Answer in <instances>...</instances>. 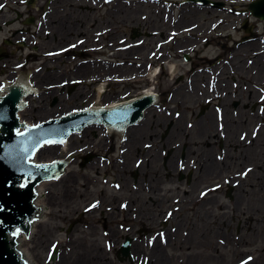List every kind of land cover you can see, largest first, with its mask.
Here are the masks:
<instances>
[{"label": "flooded vegetation", "instance_id": "1", "mask_svg": "<svg viewBox=\"0 0 264 264\" xmlns=\"http://www.w3.org/2000/svg\"><path fill=\"white\" fill-rule=\"evenodd\" d=\"M75 1L81 2L82 0ZM84 1L88 4L87 9L93 11L97 6L111 5L115 0ZM131 1L145 4L150 9H154V13L150 16V23L158 26V28L152 27L153 30H148L146 33H138V28L133 29L131 30L132 35L114 40V36L110 35L113 30L107 27L98 29V17L96 21H94V23L97 24H95L91 30H85L87 26L81 24L82 19L79 18L77 9L74 10L75 12L69 11L68 13L60 10L59 4L61 0H0V96L8 94L9 90L7 87L15 82L20 85H29L32 89L34 88L35 90L26 98L29 104L21 112L25 119H29L33 122L43 120L34 118L29 114L31 109H38L35 103L40 106V101L38 100L34 101L35 103L33 102L32 104L30 97L35 98L37 97L36 95H38L40 98L42 94V98H44L45 94H50L51 97L53 96V99L50 101L52 103V109H55V106L58 105L57 102L61 100L67 99L71 101L72 105L68 110L83 109L87 108V106L93 108H98V106L109 107L149 94H154L158 97L148 108H145V114L141 121L136 124H131L126 129L108 130L102 124H89L82 131L73 134L68 139L67 144L70 143V145L65 149L67 154L63 153V157L59 156L63 159H69L67 165L68 172L70 169L69 165L77 158L76 154L85 148L88 150L89 147L90 149L88 152L93 159L97 157L99 159L101 158V161H104L108 166H111L112 163L115 164L114 168L118 170V175L108 172L105 173L103 181L107 187L100 189L98 195L95 193L96 198H93L92 201L82 207V212L86 213L85 215L88 216L92 212L95 213L102 209L105 201L109 202V205H106V207L111 211L102 210L101 217H106V221H119L118 226L127 229V233L125 234L121 232L114 234V230L106 226L107 224L101 225L100 229L103 233L106 246L108 247L123 246L129 238L128 235L130 232L128 230H131L134 228V225L136 226V224H138L137 222L135 223V221H141V223L142 221H149L151 223L149 226L153 224L160 226V229L155 235L156 237H161V241L159 242H168L169 235L171 234L168 231L169 220L172 215H175V212L181 209L183 205L182 202L188 203L184 205L185 207H188L190 203L195 206L194 202H204L205 198L213 192L210 189L205 190L211 184L205 186V189L200 188L197 195L193 192L190 195L188 193L185 195V189L182 188V193L184 192L183 195L177 196L176 194V197L173 196L172 203L169 205L168 202L171 200V198L169 199V195L166 199L163 192H161V194H159L158 191L155 193L152 192L149 173L145 172L143 174L142 170L147 166V163L151 165L152 159L155 158L157 163L156 171L162 172L158 176L161 178L164 174V170L162 164V167H160V163L162 162L161 160H164V166L166 165V168L170 170L173 175L178 172L177 176L180 177V179L187 176V182L196 180L197 182L195 185H197L199 181L205 182L200 180L199 171H201V168L205 167L208 155L211 156L212 159H215L217 163L220 164V167L223 169L226 168L230 160L227 162V154L229 152L227 153V149L224 148V145L225 142L230 141V137H234V139L236 137L232 136L234 133H230L229 135V128L227 129L224 126H219L222 120H228L230 117L228 113L224 116L226 108L225 103L229 101L231 94L229 85L226 82H223L225 83L224 85L221 83V81H224L222 76L227 74V69L232 71L235 68V74L237 70L245 72L246 77L249 76V72L247 68L243 69L241 66H234L232 61L230 65L229 59L227 60V51H217L216 53L213 52L208 54L203 52V47L212 45L213 41H218L219 43H217V45L224 50V48H226V42L222 40L225 36L228 38L232 37L231 40L234 42V46L226 49L232 51L236 49V52L231 56L233 60L235 56L240 57L243 53L249 52L251 48L259 47L256 42L257 38H260L261 41L264 42V36L261 34L259 36V32L254 33L253 31L256 23L264 21V18L253 17L250 11V5L253 0ZM75 6L77 7V5ZM212 12H214L215 17L208 28L202 22L190 21L191 14H211ZM156 14L160 15L161 20L159 16H155ZM193 17H196V15H193ZM142 19L146 21L149 20V15H142ZM228 25H232L233 31L242 30L245 31V34L239 37H235L234 35L231 36L232 33L229 32ZM74 32L76 33L74 34ZM69 36L73 38L68 40ZM154 37V45L149 44ZM48 42L53 43L46 46ZM263 42H259L260 47L263 48L261 51H264ZM142 47L143 49H141ZM148 47L149 49L146 50ZM106 49H109L108 55L110 58L104 57L106 55L104 50ZM140 49L144 50V52H142L143 55L138 53ZM224 61L226 62L225 64L222 63ZM185 64L188 65L187 68ZM132 65L135 68H133ZM181 66L182 69H184L182 73L180 72L182 70L180 69ZM254 70L255 72H260V64ZM162 77H166L169 80L172 79L171 88H169V85L163 88V86L159 84ZM182 77H187L190 87L184 82L180 83ZM136 79H144L143 86H145V88L143 86L134 87L137 86L135 85ZM192 80L195 81L194 84ZM129 81L131 84L126 87V91L118 87V84ZM199 81H201L203 85L199 89H195L198 88L197 83ZM229 81L233 84L235 83L236 86L239 85L234 76L231 77V80L229 78ZM249 84V88L250 86H254V90L259 91V95L256 98L254 97L255 93L252 88L249 90L247 89L246 97H242V99L245 98L243 99V103H257L258 107L261 106L264 109V79L261 81L259 79L256 84L251 82H249ZM117 87L119 89H116ZM232 92L235 93L236 91L232 90ZM57 93L58 95H56ZM239 93L241 94L242 92ZM78 96L82 99V103L75 100ZM191 96L194 97L195 103L200 106V109L204 110L207 106L209 107L207 109L213 107V109L216 110V130L218 129V131H216L215 128H213L212 132H207V130H205L207 134L205 135L204 133L201 136H205L204 138H195V131L199 122L195 126V130L191 132L185 131L181 124L183 130L179 136L175 137L182 139V141L173 143L176 139L174 138L171 141L167 140V142L163 144L164 140L171 134L172 127L175 124L174 122L172 126L168 125L170 128L163 132L162 138L159 137V134H161L163 128L155 138L151 136L146 137L150 138L152 143L151 141H149L150 143H145V148L143 150L138 146L143 136L137 140L139 150L134 147L133 149L135 150L132 154H138V157L136 161H134L135 167L132 168L130 161H128V157L132 154L127 152L130 143L128 141L131 137L132 129L145 122L149 112L151 113V117L162 116L166 118V122L168 123V121L172 120V118L168 116L171 115L174 108V112L177 115L180 114V109L172 103L174 101H181L182 104H185L193 99ZM250 96L253 98L252 102L249 99ZM181 98L184 99L182 100ZM237 103H239L238 100L234 101L235 106H237ZM41 108H45V106ZM27 110L29 111L28 113H26ZM66 111L55 112V114L50 117H56L57 115L66 113ZM253 114V116L257 115L256 113ZM253 116L250 115L247 118H238L234 120L241 123L242 127H245V130L241 132V141H239L237 145L235 143V147H237V150H234V152H236V158L241 157L243 159V151L249 155H253V157L247 159V161H252V163L244 166V170H240V177L238 175L231 176L236 181L230 179L226 182L228 186L229 182L230 184L233 182L234 185H240L241 180H245V177L254 166L255 168L257 166L260 167L258 164L260 163L258 157L253 154V148L250 147L254 145L258 147L260 144L259 133L264 130V116ZM253 121H255V123H253L251 129H249L250 123ZM206 122H200L201 126L207 127L208 123ZM166 124L164 126H167ZM191 125L192 124H190V126ZM154 127L155 126L146 127V130L149 131L152 128L151 130L153 132ZM88 129H93L94 132L90 134L88 133ZM237 129L238 127L236 130ZM85 132L87 133V137L95 134L94 140L89 139V142L83 140L82 142L85 144V148L82 147L79 150H69L71 148L72 139L78 136V134L83 138L86 135ZM149 132L152 133L151 131ZM193 133L194 136H192ZM182 134L183 137H180ZM248 136L249 138H247ZM209 141H211V145L206 146ZM196 144H198L197 147ZM153 145H157V147L154 150H150ZM191 145H193V150L188 153L186 149ZM218 145L220 150L213 155V149H216ZM229 146V148H232L233 144L229 143ZM95 147L100 148L94 150ZM160 148L161 151L162 149L165 151V153L162 151V155L164 154L163 156H161ZM177 148H181V152L175 155L172 165H169L168 162L171 153H175ZM242 159H240L237 166L240 165ZM143 161L145 164L140 169ZM262 162L264 163V160ZM126 163H130L132 171L127 173L126 171L120 172ZM186 165L189 168L186 167ZM139 169L140 172L138 171ZM184 170L189 174L187 175ZM197 170H199L198 173H196ZM67 173L65 175H67ZM128 174L135 177L140 174V179L142 180L140 183L141 186H136L135 183H133L134 181H132L133 179H128ZM64 176L58 180L48 181L49 183H47L50 185L54 181L59 183L61 179L65 178ZM120 177L124 178L128 185L132 182V184L135 185V190L129 192L131 189L128 188L126 184L125 187L122 185ZM158 177L155 176L154 178ZM194 177L195 179L193 180ZM192 184L190 187L194 186ZM163 185L164 183L162 181L161 187L164 189ZM220 187H222V185ZM213 188L219 190L218 187L213 186ZM232 188L233 187L230 186L228 189L229 197L233 195ZM134 192L137 193L139 199L147 198L146 203L151 205L148 207L145 217L141 216L138 218V215L135 213L140 212L141 205L140 201L135 199H133V201L131 200L129 194ZM111 193L121 194L117 198L112 199L113 197L110 196L112 195ZM157 193L158 195L155 198H150ZM106 195H109L108 197L110 198L108 199ZM121 197L124 198L121 200ZM87 199L88 198L84 196L81 202ZM117 200H120V210L118 211L115 210V202H117ZM236 200L237 199H235V201ZM154 204L158 206L154 208ZM93 205H95V207H92ZM73 211L76 212L77 209L74 207ZM112 213H115L113 220L109 218V215ZM187 216L188 215H184V218H187ZM179 217L182 216L178 215L177 219ZM192 222L195 221L189 220L186 225ZM188 227L189 226H187V228ZM144 229L147 230L148 226H144ZM167 231L168 233L166 234L165 232ZM155 232L150 231L149 234H154ZM140 237L143 238V236Z\"/></svg>", "mask_w": 264, "mask_h": 264}, {"label": "rangeland", "instance_id": "2", "mask_svg": "<svg viewBox=\"0 0 264 264\" xmlns=\"http://www.w3.org/2000/svg\"><path fill=\"white\" fill-rule=\"evenodd\" d=\"M75 5H77V7ZM87 5L88 4L84 0H82L81 2H76L75 0H61L59 7H60V10L66 11L67 13L69 11H74L77 9V12L79 13V18L82 19L81 24H84L85 26H87V28L85 29L87 31L91 30L94 27V25L97 24V23H94V21H96V18L98 17L97 18L98 25H99L98 29L107 27L113 30L112 34L110 35L114 36L113 37L114 40L119 39L121 37H127L129 35H132L131 30L133 29L138 28V31H137L138 33L139 32L146 33L148 32V30H153L152 27L158 28V26L152 25V23H150V16L151 14L154 13V9H150L145 4L134 3L131 0H115L113 4L104 5V6L99 5L93 11L88 10ZM214 12H212L211 14H204V13L191 14L190 21L191 22L199 21L200 23L202 22L208 28L212 20H214V17H215ZM144 14L149 15V20L146 21L142 19V15ZM193 15H196V17H193ZM155 16L160 17L159 14L158 15L156 14ZM160 20H161V17H160ZM228 27H229L228 29L229 32L232 33L231 36L234 35L235 37H239L245 34V31H242V30L233 31L232 25H228ZM253 31L254 33L259 32V36L260 34L264 36V21H259L258 23H256L255 29H253ZM75 33L76 32H74V34ZM72 38L73 37L69 36L68 40H71ZM231 38L232 37L228 38L227 36H225V38L222 40L223 42H226V48L234 46V42L231 40ZM154 41H155V37L149 42V44L154 45L153 44ZM256 42L259 45V47H256V48L253 47L250 49L249 52L243 53L240 57L235 56L233 60L231 56L232 54L236 52V49L232 51V50H228L224 48V50H222L220 46L217 45V43H219L218 41L217 42L213 41L212 45L203 47V52L208 53V54L213 53V52L216 53L217 51L219 52L227 51L228 53L227 60L229 59L230 65L233 62V65L236 67L238 65V66H241L243 69L244 68L248 69L249 76L247 77L245 75V72H240L238 70L236 71V74H235L234 73L235 68L232 71L230 69L229 70L227 69V74L225 76H222L224 81H221V83L224 85L225 83L223 82H226L229 85L230 94H231L229 101L225 103L226 108L224 111V116H226L228 113V115H230V118L232 119L231 120L232 123H233V118L238 119L239 116H241V118H247L250 115L253 116L254 115L253 113H256V114L258 113L260 116H264V109L261 106L258 107L257 103L245 104L243 103L244 102L243 99L245 98L242 99V97H246V90L247 89L249 90L250 88H252V90L255 93L254 97L257 98L259 95V91L257 90L255 91L253 88L254 86L253 87L250 86L249 88V85H250L249 82L256 84L259 79L260 81L264 79V51H261L263 48L260 47V43H259L263 41H261L260 38H257ZM52 43L48 42L46 43V46L51 45ZM149 47L146 50H148ZM141 49H143V47ZM141 49L138 53L140 55H143L142 52H144V50H141ZM104 51H105L104 53L106 54L104 57L110 58V56L108 55L109 49H106ZM259 51L261 52L258 53ZM138 53H135V54H138ZM257 55H260V56H257ZM222 63L225 64L226 62L224 61ZM259 64H260V69L262 72L261 71L255 72L254 69L257 68ZM185 66L186 68L188 67L187 64H185ZM132 67L135 68L133 65ZM180 69H182V66L180 67ZM182 71H184V69H182L180 72L182 73ZM232 75L236 78L237 83H239L238 86H236L235 83L233 84L231 81H229V78L231 80V77H233ZM138 80L139 79H136L135 85L137 86H134V87L143 86L144 79H140L139 81ZM183 82L186 83L188 87H190L189 80L187 81V77H182V79L180 80V83H183ZM194 82L195 81L192 80L193 84ZM130 84H131L130 81L123 82V84H118V87L121 88L123 91H126L127 90L126 87L129 86ZM159 84L162 85L163 88L168 87V85L170 86L169 88H171L172 79L169 80L166 77H162ZM197 85H198V88H195V89H199L203 84H201V81H199ZM118 87L116 89H119ZM143 87L145 88V86ZM232 90L236 91L235 92L236 94L232 92ZM239 92H242V93L240 94ZM56 95H58V93ZM36 96L37 97L35 98L30 97L32 104L34 101H37V100L40 101V106L34 102L35 106L38 109L37 110L31 109L29 113L34 118L44 120L46 117H50L51 115H54L55 112H62V111L64 112L68 110L72 105L71 101H68L67 99H65V100L60 101L62 105L60 102H57L58 105L55 106V109H52V103L50 101L53 99V96L51 97L50 94H45L44 98H42L43 94L40 98L38 97V95ZM78 98L79 96L76 97L75 100L79 103H82L83 102L82 99L81 98L78 99ZM181 99L183 100L184 98H181ZM237 100L239 101V103H237V106H235L234 101H237ZM172 104H175V106L180 109V114L177 115L174 112L175 110L174 108L173 112H171V115L168 116L169 118H172V120L168 121V123L166 124L167 126L168 125L172 126L174 122H179L180 120V124H182L185 131L191 132L195 130V126L197 125L198 122L207 121L206 123L214 127L216 130V127H217V118L215 116L216 110H214L213 107L210 109L211 113L208 112L209 109L207 108L209 107L207 106L205 107L204 110H202L200 109V106L197 105V103H195V99H191L189 102L185 104H182L181 101L179 102L174 101ZM44 106L45 108H41ZM28 112L29 111L27 110L26 113ZM201 114H205V115H201ZM152 118L153 117H151V113L149 112V114L147 115L146 121L143 122L138 127L144 126L146 128V127L155 126L154 123L150 122ZM26 120L28 121L29 119H26ZM228 120H224V121L222 120L219 126L220 127L224 126L228 129L229 128ZM253 123H255V121L250 123L249 129H251V127L253 126ZM190 124L192 125L190 126ZM167 126H164L163 130H161V134H159L160 138H162L163 132L170 128V126H168V128ZM151 129L149 131L152 132ZM243 130H245V127H238V129L234 132V127H233L232 133H234V135L232 134V136L236 137L235 138L236 141L235 139H233L232 141L230 140L228 142H225L224 148L227 149V153L229 152L227 154V157H228L227 162L229 158H233V157L236 158V152H234V150L235 149L237 150V147L235 146L237 145L239 141H241L240 137H241V132H243ZM88 131H89L88 133L90 134H92L91 132H94L93 129H88ZM216 131H218V129ZM180 137H183V134ZM94 138H95V134L93 136L91 135L87 137V133H86V135L83 138H81L80 134H78V136H75L72 139L71 148L69 150H73V149L79 150L85 145L82 142L83 140L85 142H89L90 140H94ZM247 138H249V136ZM149 141H151L152 143V140H150V138L143 137L140 140V143L138 146L140 147L141 150H143L145 148V143H150ZM181 141L182 139L176 138L175 142L173 143H177V142L179 143ZM229 143H232L234 148L233 147L229 148L230 147ZM69 145L70 143L68 144V146ZM209 145H211V141L207 142L206 146H209ZM68 146H66L65 148H67ZM156 147L157 145H153V147L149 149L154 150ZM45 148H46V151L44 152V154L42 153V154L36 155L37 161H46L47 159L49 160L56 159L59 156L63 157L64 156L62 155L63 153L67 154V152L63 151L62 147H58L55 145H46ZM99 148L100 147H95L94 150L99 149ZM161 148L159 149L160 151H161ZM89 149L90 147L88 148V150ZM88 150L85 148L84 150L79 151L76 154L77 158L73 160V163L69 165L70 169L67 175L73 176L72 181H75L77 178V180L75 181L77 184L71 187H73L74 189L79 187V191L80 189L84 190L83 188H87L88 190H90V193H87V195L82 194L83 195L82 197L80 193L76 192V190H73L75 193H72L71 194L72 197L69 198V200L73 199L72 202H70L69 204H65L63 208L61 206L51 207L50 204L53 205V202H55L57 200L56 199L57 196H59V193L61 191V189L59 188V185L61 184V182H59L58 186H54V185L51 186L50 184H48V186L47 185L44 186L45 191H46L45 199H49L50 197L51 199H53L51 203L50 201L46 200L48 202L47 210L53 211L54 209H57V213L55 212L56 211L55 210L53 214H49V215H46L45 217H42L41 221L43 222L41 223L43 224L40 225L39 227L36 226L34 230L35 233L33 232L34 234L24 239L25 242L22 247H26L28 249V251L32 255V258L35 264H62L65 258H69L71 256L73 258L71 260H68L67 262L70 264H73V261L77 257V254L79 252L82 255H85L86 259L84 260V263H81L79 261H74L77 264H154L157 261V258L152 256V249L154 246H159L160 243L162 244L160 245L163 247L164 254H167L168 258L166 259L170 260V262L166 264H192L191 259H189L190 258L189 252L193 248L194 244L196 242H200L201 240L203 241V244L207 245L208 248H202L199 251L208 255L207 251L205 250L209 249L208 250L209 253L211 254L213 253L210 256H216V262L215 263L212 262L210 264H250L251 262H254L255 260H257V258L259 257H260L259 259L260 262L258 264H264V211L262 212V216H260L261 215L260 213L253 212V214H250V215L243 214L241 217H240L241 213L234 212V210L237 209V206H236L237 201H235V199L240 198L241 191L244 192V190H248L249 188H252L255 186L256 178L254 177V174L257 171H262V169H264L263 162H261L260 164L257 161L260 167L257 166L256 167L258 169L257 170L254 166L253 169L249 172V174L245 177L246 181L241 180L240 185L239 184L234 185L233 182H231L230 184L229 182V186H228L226 182L229 181L230 179H233L231 176L238 175L240 177L239 175L240 170H244L243 167L251 164L252 161H247V159L243 158L239 166L229 167L227 168V170L225 169L227 172L225 171L219 177L210 178L208 181H205V182L199 181L198 184L195 185V183L197 182L196 180H194L195 177L193 178L195 182L193 180H192L193 182H187L186 181L187 176L184 177L183 179H180V177L177 176L178 172H176V174L173 175V173L166 168V165L164 166L165 161L161 160L162 162L160 163V167H162L161 166L162 164L163 165L162 168L164 170L163 171L164 174L161 176L162 181L164 183L163 185L164 189L165 190L166 188L174 189L177 186L181 188V190H179L178 188L175 191L169 192V199L171 198V200L168 202L169 205L172 203L173 196L176 197V194L177 196L183 195L184 192L182 193V188L185 189V192H186L184 193L185 195H187V193L189 194L190 192H193L194 194L197 195L198 190L200 188L205 189L206 188L205 186H209L211 184L205 190L210 189L213 192L209 194L207 198H205L204 202H197V201H196L197 203L194 202L195 206H193L190 203L188 207H185L184 205L188 203L184 201L182 202L183 205L181 206V209L175 212L174 213L175 215H172L171 219L169 220L168 231L171 234L169 233L170 237H169L168 242H159L161 241V237L160 236L156 237L155 234L160 229V226L156 224L149 226V224H151L149 221H146V222L142 221V223L141 221H135V223L137 222L138 224H136V226L134 225V228H132L131 230H128L130 232L128 236L131 239V245H130L131 256L134 259V262L131 263V260L127 256L123 260H120L118 258V251L120 250L119 246H115V247L106 246L103 233L101 232V229H100L101 225L107 224L106 226H108L111 230L112 229L114 230V234L118 232H121L123 234L127 233V229L121 228L120 226H118L119 221H116V220L106 221L107 219L106 217L105 218L101 217L102 210H106L109 212L111 211V210H108L106 207V205H109V202L105 201L102 209L98 210L95 213L92 212L88 216L85 215L86 213L82 212L83 211L82 207L85 204L92 201L93 198H96L95 193H97L98 195L100 189H102L103 187H107V185H105L103 181L104 174L108 172L110 174L113 173L114 175H118L117 174L118 170L114 168L115 164L112 163L111 166H108V164H106L104 161H101V158L99 159L97 157L96 159H93L92 157H90ZM219 150L220 148L218 145L216 149H213V155L214 153H217ZM162 151L163 153H165L163 149ZM162 151H161V156L164 155V154L162 155ZM137 157H138V154H135V153H133L130 157H128V161H130L132 168L135 167L134 161H136ZM227 162H226V165H227ZM144 164L145 162L143 161V164L141 165L140 169L144 166ZM186 167L188 166L186 165ZM140 169L138 170L139 172H140ZM198 171L199 170H197L196 173H198ZM185 172L187 174V171ZM234 173L236 174L233 175ZM140 176H141L140 174L136 177L128 174L127 178L130 180L133 179L132 181H134L133 183H135L136 186H141L140 183L142 180L140 179ZM120 180H122L121 183L122 185H124V187L127 185L128 188L131 189L129 190V192L135 190V185H133L132 182H130L129 183L130 185H128L127 181L124 178L120 177ZM233 180L236 181L235 179ZM80 181L82 185H79ZM87 181L90 182L88 184L89 186L87 185ZM75 182H73L72 185H74ZM191 184L194 186L190 187ZM221 185L222 187H220ZM213 186L218 187L219 190L214 189ZM230 186L233 187L232 188L233 195L231 197L228 196V191H229L228 189L230 188ZM57 189H59L58 192H57ZM256 192L258 194L255 193L252 196L248 195L246 198V202L243 203L242 205L240 204L239 207H244V206L252 205L253 203H258L260 201V196L263 195L264 186L262 189L260 186H258ZM158 193L161 194V192H158ZM158 193L154 196H151L150 198L151 199L155 198L158 195ZM47 196L48 197L50 196V197L48 198ZM84 196L87 197L88 199L81 202ZM211 196L216 197L218 201V203H216L214 207H213L214 202L212 203L209 202ZM123 198L124 197H121L120 199L122 200ZM119 202L120 200H117V202H115V206H116L115 210L117 211L120 210ZM74 207L77 209L76 212L73 211ZM207 210H211V211L214 210V213H217L215 214L216 216L220 214L222 211L226 212L227 215H226L225 220H229L230 224L217 225V223L214 222L213 220H208L206 217ZM113 211H114V208H113ZM135 213L138 215V218L141 217L138 212H135ZM195 214L197 215L195 216ZM178 215L182 217L184 215H188V216L186 220L183 219V222L179 223V221L177 222ZM189 220H194L195 222H192L191 224L189 223L188 225H186L187 222H189ZM46 224H48L52 228L48 230L49 233L44 232V235H45L44 241L39 242L38 238L36 237V232L41 226L44 227ZM144 226L145 227L148 226V229L147 230L144 229ZM187 226L189 227L187 228ZM150 231H153V232L156 231V232L154 234H149ZM168 231L165 233L167 234ZM252 232H254V234ZM140 236H143V238H141ZM83 237H84V240H86L89 247L86 248L82 246L79 248H74V244L72 240L75 238H83ZM190 237H193V239L194 238L196 239V240L194 239V243L192 245L189 243ZM97 239H99L101 242V249H92L93 247L91 246V243H94L95 241H97ZM135 243L137 245L133 246L135 245ZM213 245H215L218 250H214V249L211 250V247ZM160 258H162V256ZM246 258L248 259L251 258V259H249V261L247 262Z\"/></svg>", "mask_w": 264, "mask_h": 264}, {"label": "water", "instance_id": "3", "mask_svg": "<svg viewBox=\"0 0 264 264\" xmlns=\"http://www.w3.org/2000/svg\"><path fill=\"white\" fill-rule=\"evenodd\" d=\"M250 7L253 15L264 18V0H254ZM29 90L15 84L7 95L0 97V264H28L18 245L23 233L29 237L41 211L40 204H35L37 184L58 178L66 165L61 160L35 162L36 153L46 143L62 144L71 133L89 123L100 122L109 129H125L141 118L142 108L152 99L142 97L115 107L71 111L29 125L20 122L18 115L27 104L23 98ZM121 251L129 255V245L123 246Z\"/></svg>", "mask_w": 264, "mask_h": 264}, {"label": "bare ground", "instance_id": "4", "mask_svg": "<svg viewBox=\"0 0 264 264\" xmlns=\"http://www.w3.org/2000/svg\"><path fill=\"white\" fill-rule=\"evenodd\" d=\"M252 93V92H251ZM253 94V93H252ZM193 99L194 97L191 96ZM189 98V97H188ZM250 101L252 102L253 101V98L252 96H250ZM209 113H211V110L209 109L208 111ZM253 117H259V114L257 113L256 116H253ZM239 118H241V116H239ZM231 118L229 117V122H228V126H229V135L230 133L233 132V127H242L241 126V123L239 122H236L234 121L235 119L233 118V123L231 122ZM28 123H31L29 120L27 121ZM151 123H154L155 124V127H154V130L152 133H150L148 130H146V128L144 126H140V127H134V129L132 130V133H131V137L129 138V149L127 152L131 153L135 150L133 149L134 147H136L137 150H139L137 144H138V141L140 137H154L160 132V130L163 128V126L167 123L166 122V118L162 117V116H154L151 120H150ZM158 125V126H157ZM160 125V126H159ZM214 127L208 125L207 127H203L201 126L200 122L197 126V129L195 131V138H204V137H201L204 133L205 135L207 134V132H212ZM236 128H234V132L236 130ZM183 128H181V124H180V120L179 122H175L174 126L172 127V131H171V134L167 137L166 140H164L163 144L165 142L168 141H171L173 140L174 138H176L175 136H179L182 132ZM207 130V132L205 131ZM192 136H194V133L192 134ZM191 136V137H192ZM259 136H260V144L257 146H253V147H250V148H253V154L258 157L259 159V162L261 163L263 160H264V130L260 131L259 133ZM234 139V137H230V140L232 141ZM236 141V139H235ZM197 142V141H196ZM198 146V144H196V147ZM58 147H60L58 145ZM51 148V147H49ZM48 148V149H49ZM193 148V145L189 146L187 150V152L189 153ZM249 148V149H250ZM196 149V148H195ZM46 151V148H43L41 149V152L38 153V154H44V152ZM248 151V150H247ZM181 152V148H177V150H175V153H171V156L169 158V162L168 164L169 165H172L173 163V159L175 158V155L177 153H180ZM244 152V153H243ZM242 154H243V157L246 158V159H250V157H253V155H249L248 153H245V151H243ZM240 159H242L241 157H238V158H229V162H228V165L226 166V170L227 168L229 167H236L238 164H239V161ZM36 160V159H35ZM49 160V159H48ZM151 165H148L147 163V166L144 167V169L142 170V173L144 174L145 172L149 173V178H151L150 180V183H151V191L152 192H163L164 194V197L167 199L168 198V195H169V191H175L177 190L179 187H175L174 189H168L166 188L163 189L161 187L162 185V180L160 177H158L162 172H158L156 171V166H157V163H156V159L153 158L152 161H151ZM230 164V165H229ZM225 169H223L222 167H220V164L217 163V161L215 159H212L211 156L208 155V160H207V163L205 165L204 168H201L199 171V174H200V180L201 181H207L209 180L210 178H213V177H219V175H221ZM131 172V166H130V163H126L123 167L122 170H120V172ZM155 176H157L158 178H154ZM65 178L61 179V184L59 185V188L61 189L60 193H59V196H57V200L55 202H53V205L50 204L51 207H62L65 205V204H69L70 202H72L73 199H70L71 194L72 193H75L73 190H76V192L80 193V195L82 194H85L87 195V193H90V191L87 189V188H83L84 190H81L79 191V187L77 188H73L71 186H75L77 183L75 181H72V175H65L64 176ZM254 177L256 178L255 180V186L252 187V188H249L248 190H244V192H240V198L238 199L237 198V203H236V206H237V209L234 210L235 213H241L240 216H242L243 214H253V212L255 213H260L262 216V212L264 211V192H263V195L260 196V201L258 203H253L252 205H248V206H244V207H239V205L243 204L246 202V198L248 195H254L258 188V186L261 187V189L263 188L264 186V169H262V171H257L255 174H254ZM73 182H75L74 185ZM49 183V182H48ZM48 183L44 184V182L42 184H40L38 186V189H39V198L35 201L36 205L40 204V208H41V218L39 219V221L35 220V224H34V227H33V230L32 232H34L35 230V227H39L40 225H42L43 221L42 220V217H45L46 215H49V214H53V212L55 211L57 213V209H54L53 211L50 210L48 211L47 208H48V201H50V203L52 202L53 199H51V197L49 199H45V196H46V191H45V188L44 186L47 185ZM59 183H56L55 181L53 183H51V185H54V186H58ZM89 184V181H87V185ZM79 185H82L81 184V181L79 182ZM89 186V185H88ZM179 190H181V188H179ZM59 191V189H57V192ZM112 195H110L111 197H113L112 199H115L117 198L121 193H111ZM192 194V192L189 193V195ZM258 194V193H257ZM130 195V198L131 200L133 201V199L137 200V201H140V205H141V210H140V216H143L145 217V214L147 213V209L149 206V204H147L146 200L147 198L145 199H139V196L137 195V193H132V194H129ZM109 196V195H108ZM106 195V197L109 199L110 197H108ZM83 197V195H82ZM149 199V198H148ZM135 202V201H134ZM209 202H214L213 203V207L216 205V203H218L216 197L214 196H211L210 197V200ZM151 203V202H150ZM158 206L157 204H154V208ZM69 210V209H67ZM217 213H214V210L211 211V210H207L206 211V217L208 220H213L214 222L217 223V225L219 224H230V221L229 220H225L226 219V215L227 213L222 211L220 214H218L217 216L215 215ZM197 214H195L196 216ZM114 216H115V213H112L109 215V218L111 220L114 219ZM37 218V217H36ZM35 218V219H36ZM183 219L186 220L187 218H184L183 217H179L177 222L179 221V223L183 222ZM225 220V221H224ZM52 228L50 227L48 224H46L44 227L41 226L37 232H36V237L38 238L39 242L40 241H44V232L46 233H49L48 230ZM35 233V232H34ZM33 233V234H34ZM254 234V232H252ZM23 235H26V234H22L21 236V246H20V250L22 252V254H24L25 258L27 259L28 263L30 264H35V262L33 261V258H32V255L31 253L28 251V249L26 247H22L24 242H25V238L26 236H23ZM256 235V234H255ZM195 239V238H194ZM194 239L193 237H190V240H189V243L192 245L194 243ZM196 240V239H195ZM73 241V244H74V248H79V247H86L88 248L89 245L87 244L86 240H84V237L83 238H75L72 240ZM159 244V243H158ZM161 244V243H160ZM159 244V246H154L153 249H152V256L156 257L157 258V261L154 263V264H166L168 262H170V260L166 259L168 258L167 257V254H164L163 252V247ZM137 244L135 243V245L133 246H136ZM91 246L93 247L92 249H101V242L99 239H97V241H95L94 243H91ZM22 247V248H21ZM213 247V248H212ZM211 247V250H218L216 248L215 245H213ZM134 248V247H133ZM202 248H208L206 244H203V241L201 240L200 242H196L193 246V248L190 250V258L191 259V263L192 264H210L212 262H216V256H210L212 255L211 253H209V249L208 250H205L207 251L208 255L204 254L203 252H200L199 250H201ZM204 250V249H203ZM79 252V251H78ZM88 254V253H87ZM161 254V255H160ZM162 256V258H160ZM73 257H69V258H65L63 260V263L62 264H70L68 263L67 261L68 260H71ZM262 258V257H261ZM86 259V256L85 255H82L80 252L77 254V257L74 259V261H79L81 263H84V260ZM260 257L257 258V260H255L254 262H251L250 264H258L260 261H259ZM160 260V261H159ZM73 261V264H77L76 262ZM127 262V261H125ZM134 262V261H133ZM131 261V263H133Z\"/></svg>", "mask_w": 264, "mask_h": 264}, {"label": "snow or ice", "instance_id": "5", "mask_svg": "<svg viewBox=\"0 0 264 264\" xmlns=\"http://www.w3.org/2000/svg\"><path fill=\"white\" fill-rule=\"evenodd\" d=\"M92 207H95V205H93ZM249 259H251V258H249Z\"/></svg>", "mask_w": 264, "mask_h": 264}]
</instances>
